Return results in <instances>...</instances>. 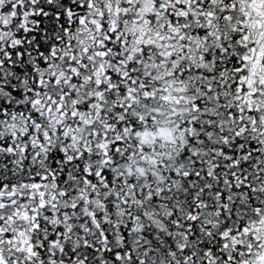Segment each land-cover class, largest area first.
Wrapping results in <instances>:
<instances>
[{"label":"snow or ice","instance_id":"6c2138e0","mask_svg":"<svg viewBox=\"0 0 264 264\" xmlns=\"http://www.w3.org/2000/svg\"><path fill=\"white\" fill-rule=\"evenodd\" d=\"M0 264H264V0H0Z\"/></svg>","mask_w":264,"mask_h":264}]
</instances>
